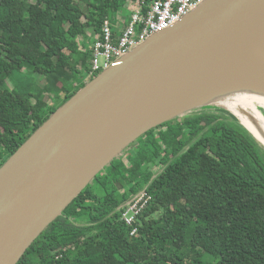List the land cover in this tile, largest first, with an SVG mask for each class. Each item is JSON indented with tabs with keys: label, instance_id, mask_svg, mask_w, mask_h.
Segmentation results:
<instances>
[{
	"label": "trees",
	"instance_id": "16d2710c",
	"mask_svg": "<svg viewBox=\"0 0 264 264\" xmlns=\"http://www.w3.org/2000/svg\"><path fill=\"white\" fill-rule=\"evenodd\" d=\"M131 1L0 0V166L93 78L103 22L116 36ZM145 188L151 199L130 226L120 206ZM17 264H264V148L222 113L167 121L100 172Z\"/></svg>",
	"mask_w": 264,
	"mask_h": 264
},
{
	"label": "water",
	"instance_id": "95a60500",
	"mask_svg": "<svg viewBox=\"0 0 264 264\" xmlns=\"http://www.w3.org/2000/svg\"><path fill=\"white\" fill-rule=\"evenodd\" d=\"M235 87L264 94V0H205L87 81L0 166V264H17L100 172L167 121L222 113L264 148L222 103Z\"/></svg>",
	"mask_w": 264,
	"mask_h": 264
},
{
	"label": "built area",
	"instance_id": "2783aa9c",
	"mask_svg": "<svg viewBox=\"0 0 264 264\" xmlns=\"http://www.w3.org/2000/svg\"><path fill=\"white\" fill-rule=\"evenodd\" d=\"M203 1L205 0H132L130 20L120 18L122 12L116 16L119 26L116 36L110 18L104 20L101 34L93 45L90 74L95 77L152 34L172 27ZM150 199L146 188L132 196L120 206L123 211L122 219L128 225H134ZM136 230L133 228L131 233L134 234Z\"/></svg>",
	"mask_w": 264,
	"mask_h": 264
},
{
	"label": "bare ground",
	"instance_id": "6f19581e",
	"mask_svg": "<svg viewBox=\"0 0 264 264\" xmlns=\"http://www.w3.org/2000/svg\"><path fill=\"white\" fill-rule=\"evenodd\" d=\"M229 91L235 92L233 95L223 98L224 104L232 108L248 127L264 141V94L250 93L241 87L231 88ZM243 109V111H241ZM254 117L257 123L252 120Z\"/></svg>",
	"mask_w": 264,
	"mask_h": 264
},
{
	"label": "rangeland",
	"instance_id": "374dc122",
	"mask_svg": "<svg viewBox=\"0 0 264 264\" xmlns=\"http://www.w3.org/2000/svg\"><path fill=\"white\" fill-rule=\"evenodd\" d=\"M33 2H37L38 0H31ZM132 10V3H129L127 6L126 11H124V13L121 14L120 18L125 19V20H130V11ZM119 20V19H118ZM120 21V20H119ZM115 28L119 30V26L116 24ZM9 85L12 86L13 82L11 80H9ZM135 145H137V142L132 144L130 147H128V149H126V151L124 153H122L120 156L123 157V159H126L127 154L129 153V151L135 147Z\"/></svg>",
	"mask_w": 264,
	"mask_h": 264
},
{
	"label": "flooded vegetation",
	"instance_id": "af4514ba",
	"mask_svg": "<svg viewBox=\"0 0 264 264\" xmlns=\"http://www.w3.org/2000/svg\"><path fill=\"white\" fill-rule=\"evenodd\" d=\"M159 127V126H158ZM159 130H160V128H159ZM159 130H157V132L156 133H158L159 132ZM128 155V154H127Z\"/></svg>",
	"mask_w": 264,
	"mask_h": 264
}]
</instances>
